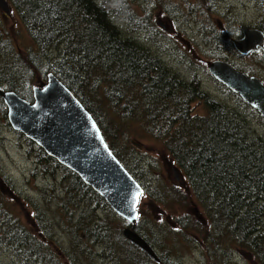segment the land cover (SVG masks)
I'll list each match as a JSON object with an SVG mask.
<instances>
[{"label":"trees","instance_id":"trees-1","mask_svg":"<svg viewBox=\"0 0 264 264\" xmlns=\"http://www.w3.org/2000/svg\"><path fill=\"white\" fill-rule=\"evenodd\" d=\"M6 1L11 12L19 17L26 28L35 47L24 55L11 54V66H0V86L7 87V91L32 101L31 92L29 96L24 94L29 90L27 83L33 76V71L29 68L32 66L43 82L46 81L47 75L52 73L74 93L98 123L89 101L78 92L82 87L83 90L86 87L84 82L93 78L96 80L94 86H97V81H102L106 97L112 102L111 107L115 109L120 106V112L121 108L128 112L122 102L118 101L121 86L129 90L133 82H139L140 95L143 97L140 103L148 119H156L155 115L158 117L159 112H169L168 120L161 124V129L166 130L167 135L165 154L185 177L183 188L196 202H189L185 190L176 186L167 188L171 193L170 200H164L162 192L159 198H155L157 203L164 205L163 211H174L172 206L182 203L185 204V210L191 214H185L188 217H177L175 228L171 226L169 233L178 237L183 235L192 241L194 238L207 249L212 246L219 257L227 253L228 258L223 261L225 264L234 253L240 256L242 253L251 254L257 260L256 264H264V153L259 149H262V146L257 143H262V137L251 139L249 136L247 126L251 127L250 122H246L234 108L216 102L204 92H200L197 81H176L172 75H168L158 59L150 60L134 43L122 39L119 28L112 19L119 13L129 11V0ZM61 48V57L59 56L57 61V57L50 60L49 52ZM2 49L6 51L4 47ZM25 62L31 66L24 65ZM233 65L241 70L237 65ZM96 74L101 78L97 79ZM106 78L108 82H105ZM189 88L192 91L196 89L201 94L199 99L204 102L205 107L203 116L191 114L190 105L195 102V98L187 97L188 100L185 101L176 97L188 95ZM238 102L252 109L240 98ZM166 105H169V108ZM0 107L7 119V109L1 99ZM135 115L137 114L133 110V113L123 117V121L132 122ZM114 117L117 120L115 114ZM152 122L156 127V120ZM105 123L110 126L108 119ZM111 125L117 128L112 121ZM182 133L185 135H181ZM26 143L34 149L35 166L40 173L50 175L52 170L55 172L53 176H61V193L64 200L55 208V214L67 216L68 222L64 224L70 229L68 231L73 238L72 242H82L86 248L94 250V246L97 247L99 243L105 251L104 256L108 255L113 264L117 258L119 262L118 252H111L113 247L111 248L110 244L116 240L118 244H127L126 238L124 239L120 229L117 236L112 233L113 238L110 241L103 229L104 219L99 220L95 216L94 207L111 213L121 225L125 221L120 218L118 220L108 204L76 174L47 156L31 141L26 139ZM109 147L131 176L143 186L146 194L144 182L142 183L115 150ZM31 207H36L34 210L37 211L34 202ZM174 214L177 215V212L174 211ZM138 219H141L140 211ZM92 222H97L94 227H91ZM82 223H88V226L85 227ZM18 224L12 213L0 215V237H3L5 246L17 250L23 248L28 251V258L35 256L38 261L43 258L44 264H59L62 254L60 250L56 253L58 251L51 249L46 241L37 239L34 234L24 229L25 227L20 229ZM133 230L145 239L136 226ZM199 243L192 244L198 247ZM137 250L144 255L145 263L169 264L167 260L160 258L157 263L138 248Z\"/></svg>","mask_w":264,"mask_h":264},{"label":"rangeland","instance_id":"rangeland-1","mask_svg":"<svg viewBox=\"0 0 264 264\" xmlns=\"http://www.w3.org/2000/svg\"><path fill=\"white\" fill-rule=\"evenodd\" d=\"M128 6V12L119 13L112 19L119 28L122 39L130 40L150 60L158 59L168 75H172L176 81L195 80L199 83L200 92H204L216 102L234 108L246 122H250L251 127H247L251 139L262 137V143H257L262 146V149H259L264 153V119L256 111L240 105L238 96L208 72L210 62L225 59L245 73L256 75L264 81V55L240 59L231 45L232 38L241 36V26L264 29V0H129ZM25 29L16 14L8 17L0 9V66H11V54L24 55L35 47ZM49 54L50 60L57 57V61L62 55V48L52 50ZM24 65L31 66L26 62ZM29 69L33 71V76L27 83L29 90L24 93L27 96L32 93L34 86H39L40 82L44 83L32 66ZM95 77L101 78L98 74ZM87 81L84 82V90L82 87L78 92L89 101L108 145L147 188V196L141 199L139 205L141 219L135 225L147 243L155 249L160 259L167 260L169 264H225L223 261L228 258L227 253L219 257L212 246L207 249L194 238L192 241L183 235L178 237L169 233L171 226L175 228L177 217L191 215L185 210V204L175 203L172 206L177 212L175 215L174 211H163L164 205L155 200L161 192L165 196L164 200H170L171 193L167 188L171 186L185 190L181 183L175 185L171 182L175 181L174 171L170 170V164L173 165V162H170L165 154L167 135L166 130L161 129V124L168 120L169 112H159L158 117L155 115L156 119L149 120L140 103L143 97L140 95L139 82H133L129 90L121 86L118 101L122 102L128 112L122 108L120 112V106L115 109L111 107L112 102L106 97L102 81H97V86H94L96 80L93 78ZM105 82H108V78ZM195 90L189 88L188 95L176 97L185 101L188 100L187 97L195 98V102L190 105L191 114L203 116L204 102L199 99L201 94ZM1 109L0 107V215L12 213L20 229L25 227L24 229L34 234L37 239L46 241L51 249L58 251L56 253L60 250L62 254L59 264H113L108 255L104 256L105 251L99 243L97 247L94 246V250L86 248L82 242H72L70 229L64 224L68 222L67 216L55 214V208L64 200L61 193V176H53L55 172L52 170L50 175L38 171L33 156L34 149L29 147L21 133L11 128ZM133 110L137 114L133 116L135 120L124 122L123 117L133 113ZM114 114L118 117L117 120ZM106 119L110 121V126L105 123ZM153 120H156V127ZM111 121L117 128L111 125ZM185 196L192 204L196 203L186 190ZM33 202L37 211L34 210L36 207H31ZM94 209L95 216L99 220L104 219L103 229L110 241L113 238L112 233L117 236L120 229L123 233L127 228L126 222L121 225L111 213L97 207ZM117 218L119 220L120 217L117 215ZM96 223L92 222L91 227ZM82 224L88 226V223ZM2 241L3 237H0V264L45 263L43 258L39 261L35 256L28 258V251L25 249L9 248ZM126 242L128 245L125 242L118 244L117 240L114 243L111 241V252H118L119 256V262L117 258L114 264H150L144 262V255L136 247L127 240ZM192 243H199V246L196 247ZM117 245L119 247H116ZM78 253L87 257H80ZM255 262L257 260L251 254L242 253L240 256L236 253L227 264H256Z\"/></svg>","mask_w":264,"mask_h":264},{"label":"water","instance_id":"water-1","mask_svg":"<svg viewBox=\"0 0 264 264\" xmlns=\"http://www.w3.org/2000/svg\"><path fill=\"white\" fill-rule=\"evenodd\" d=\"M0 9L10 16L6 0H0ZM241 32L243 38L233 40L239 53L264 48L261 32L246 27H241ZM208 72L264 118V85L258 78L247 76L221 60L210 62ZM0 99L14 131L76 174L128 225L137 224L144 189L110 149L97 121L63 82L50 73L45 83L32 89V101L1 87ZM174 172L177 175L175 169ZM123 234L139 250L158 261L155 251L138 240L130 228L124 229Z\"/></svg>","mask_w":264,"mask_h":264},{"label":"flooded vegetation","instance_id":"flooded-vegetation-1","mask_svg":"<svg viewBox=\"0 0 264 264\" xmlns=\"http://www.w3.org/2000/svg\"><path fill=\"white\" fill-rule=\"evenodd\" d=\"M246 28H248V29H252V28H249V27H247L246 26ZM252 30H254V29H252ZM240 32H241V27H240ZM241 34V36L240 37H238V38H236V39H232L231 40V45H232V47H233V49H234V51L236 52V56L238 57V58H240V59H246V58H249V57H251V56H254V57H256V56H260V55H264V48L263 49H261L260 47H258V51H251V52H249L248 54H241V53H239L236 49H235V47H234V45H233V40H240V39H242V32L240 33ZM217 60H221V61H225V62H227L225 59H217ZM216 60V61H217ZM172 106H174L175 107V105L172 103L171 104ZM168 107H169V105H168ZM173 166V165H172ZM171 166V167H172ZM171 167H170V170H171ZM171 172H172V170H171ZM174 174H175V172H174ZM184 176L181 174V173H178L177 172V175L175 174V181H174V184L175 185H177V184H182V186L185 184V182H184ZM177 183V184H176Z\"/></svg>","mask_w":264,"mask_h":264},{"label":"bare ground","instance_id":"bare-ground-1","mask_svg":"<svg viewBox=\"0 0 264 264\" xmlns=\"http://www.w3.org/2000/svg\"><path fill=\"white\" fill-rule=\"evenodd\" d=\"M3 12L5 13V15L7 14L4 10H3ZM12 16V12H11V8H10V16H8V17H11ZM241 27H246V26H241ZM252 29H254V30H257V31H259V32H261L262 34H263V36H264V30H262V29H259V28H252ZM234 39V38H233ZM236 39V38H235ZM257 60V59H256ZM1 88H3L5 91H7L4 87H2V86H0ZM7 92H12V91H7ZM13 93H15V92H13ZM15 94H17V93H15ZM74 94V93H73ZM18 95V94H17ZM82 104V103H81ZM83 105V104H82ZM84 106V105H83ZM84 108H85V106H84ZM86 109V108H85ZM87 110V109H86ZM88 111V110H87ZM89 112V111H88ZM90 113V112H89ZM91 114V113H90ZM92 115V114H91ZM206 116V115H205ZM94 118V117H93ZM122 164V163H121ZM123 165V164H122ZM124 166V165H123ZM131 230L133 231V232H135L134 230H133V227L131 228ZM135 235H136V237H137V239L139 240H141V241H143V242H146L147 243V241H145V239L143 238V237H141L137 232H135ZM123 236H124V234H123ZM128 242H130L128 239H126ZM134 247H136V248H138L135 244H133L132 242H130ZM148 244V243H147ZM100 249V248H99Z\"/></svg>","mask_w":264,"mask_h":264}]
</instances>
